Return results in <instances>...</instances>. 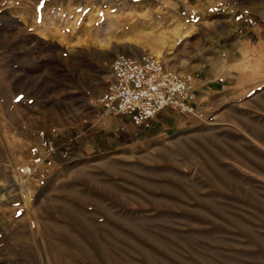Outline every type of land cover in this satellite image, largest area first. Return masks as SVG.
Wrapping results in <instances>:
<instances>
[{"label": "rangeland", "instance_id": "obj_1", "mask_svg": "<svg viewBox=\"0 0 264 264\" xmlns=\"http://www.w3.org/2000/svg\"><path fill=\"white\" fill-rule=\"evenodd\" d=\"M251 16L264 0H0V264H264V48L209 112L137 129L96 101L116 52L195 75Z\"/></svg>", "mask_w": 264, "mask_h": 264}, {"label": "built area", "instance_id": "obj_2", "mask_svg": "<svg viewBox=\"0 0 264 264\" xmlns=\"http://www.w3.org/2000/svg\"><path fill=\"white\" fill-rule=\"evenodd\" d=\"M111 77L97 104L114 115H129L136 126L146 125L161 111L172 108L182 114L195 113L194 75L168 67L155 53L136 55L116 52ZM50 155L69 156L49 145Z\"/></svg>", "mask_w": 264, "mask_h": 264}, {"label": "crops", "instance_id": "obj_3", "mask_svg": "<svg viewBox=\"0 0 264 264\" xmlns=\"http://www.w3.org/2000/svg\"><path fill=\"white\" fill-rule=\"evenodd\" d=\"M249 19L236 24V28L232 29L231 40L227 43L222 57L213 62L208 70L194 71L192 86L196 93L194 106L197 109L209 112L214 104L225 101V98L241 84L243 69L249 67L251 52L260 47L264 48V34H262L264 27L259 20L254 22L252 16ZM121 116L119 119L126 125L131 124L134 128L141 129L145 126H153L157 115L151 118L148 124L141 126H136L129 115ZM161 120L164 124L167 118ZM127 129L125 128V131ZM42 159L38 165L43 167L47 163Z\"/></svg>", "mask_w": 264, "mask_h": 264}, {"label": "trees", "instance_id": "obj_4", "mask_svg": "<svg viewBox=\"0 0 264 264\" xmlns=\"http://www.w3.org/2000/svg\"><path fill=\"white\" fill-rule=\"evenodd\" d=\"M130 140H131V138H129V137L120 138V141H122V142L123 141H130ZM103 147L106 148V146H104V145H103Z\"/></svg>", "mask_w": 264, "mask_h": 264}, {"label": "bare ground", "instance_id": "obj_5", "mask_svg": "<svg viewBox=\"0 0 264 264\" xmlns=\"http://www.w3.org/2000/svg\"><path fill=\"white\" fill-rule=\"evenodd\" d=\"M182 72V71H181Z\"/></svg>", "mask_w": 264, "mask_h": 264}]
</instances>
